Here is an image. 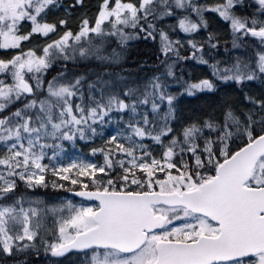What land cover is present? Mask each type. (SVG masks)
<instances>
[{
	"label": "trees",
	"instance_id": "16d2710c",
	"mask_svg": "<svg viewBox=\"0 0 264 264\" xmlns=\"http://www.w3.org/2000/svg\"><path fill=\"white\" fill-rule=\"evenodd\" d=\"M121 1L123 4L133 2ZM95 4V0H54L49 8L42 10L49 13L44 24L54 30L46 38L50 41L48 44L54 42L55 34L59 33L69 34L71 39L68 45L51 49L45 70L39 71L35 80H29L34 94L13 95L0 110L2 129L12 127L15 115L39 121L49 111L57 119L76 106L74 114L83 118L105 107L108 112L115 113L112 119H118L119 124L113 126L127 128L131 134L142 130L152 138L134 140L136 144L141 142L144 146L152 142L157 144L156 147L164 145L172 151L170 165L173 169L169 171L172 176L182 175L185 171L194 173L200 165L203 178L214 174L224 159L222 150L226 149L227 154L232 155L250 141V136L264 133V65L258 62L261 53L248 44V29L253 28L250 20L254 17L248 11L247 3L246 38H243L244 32L241 35L228 33L223 38H207L205 44H198L199 48L171 46L167 37L172 32L166 22L173 16L165 15L158 2L149 8V13L130 22L114 24L108 21L100 33L79 38L85 21L80 16L90 13ZM64 7L70 10L71 20L55 18L64 15ZM55 9L59 11L55 12ZM34 19V23L39 24L40 19ZM16 51L3 49L0 41V60L12 59ZM241 52L245 54L244 59L239 57ZM194 57L196 61L192 59ZM197 68L203 70L201 73L213 90L191 96L183 89L201 81L197 78ZM8 77L0 74V85H9ZM59 84L69 88L73 102L68 106L51 95ZM113 102L117 104L112 106ZM122 103L132 106L134 111L120 112L117 106ZM109 120L103 124L106 132L113 127L108 124ZM72 141L88 155L100 159L105 171L95 179L78 178L73 183L49 168L41 184L33 189L19 179L15 181V188L8 192L0 185V205L14 209L16 212L13 213L20 216L21 222L18 232L12 231L11 213L7 214L5 226L11 246L7 251L0 243V264L67 262L53 259L50 250L60 242V227L72 223L75 215L74 209L64 207L67 201L80 203L68 192L83 189L140 192L150 187L157 189L156 181L164 180V176L153 177L152 172L148 174L152 176L151 181L142 175L128 174L120 166L119 154L114 152L115 142L95 140L90 143L80 138ZM98 144L101 147L93 146ZM2 177L1 174L0 179ZM3 181L14 183L8 174ZM27 222L35 234L32 239L26 237Z\"/></svg>",
	"mask_w": 264,
	"mask_h": 264
},
{
	"label": "rangeland",
	"instance_id": "374dc122",
	"mask_svg": "<svg viewBox=\"0 0 264 264\" xmlns=\"http://www.w3.org/2000/svg\"><path fill=\"white\" fill-rule=\"evenodd\" d=\"M54 0H0V39L3 49H17L14 56L10 60H0V74L9 75L10 84L7 86L0 85V110L5 104L13 98L14 95L25 94L32 96L34 87L29 80H35L39 71L45 70L48 65L47 57L51 49L61 47L69 42L70 36L66 35L54 40V43L48 44L50 41L45 38L51 34L52 28L44 24L47 19L46 13L42 11L51 6ZM156 0H134L132 3L123 4L120 0H95V6L91 7L90 13H82L80 16L85 20V27L82 35L89 33H99L104 23L114 20L116 23L130 22L137 16L145 14L147 7ZM172 2L176 10H188V6L195 3L199 13V6L208 2V0H166ZM244 0H210L209 7L202 11L205 20L204 25L211 34L219 37H225L226 32L231 31L238 34L248 29L247 18L249 15H243L242 20L232 15L233 11L241 14L236 9ZM248 8H257L256 16L251 19L253 28L264 29V0H250ZM184 7V8H180ZM90 8L86 9L88 11ZM85 10V9H84ZM83 10V12H84ZM58 12V9L54 10ZM85 11V12H86ZM61 13V12H59ZM64 15H57V20L64 17L70 19V10L63 8ZM260 13V14H259ZM118 15V17H117ZM117 17V19H114ZM39 18V25L35 24V19ZM225 19V22L222 20ZM71 20V19H70ZM224 22V23H222ZM210 25V28H209ZM167 27H171L173 32L179 37L174 43L190 44L196 37L200 41L204 36V29L196 24L192 19L185 18L174 20L166 23ZM252 29V28H250ZM203 33H201V32ZM243 38L247 35L242 34ZM177 37V38H178ZM201 42V41H200ZM248 44L253 46L258 53L260 65H264V41L250 38ZM262 47V49H259ZM244 59L245 54H239ZM198 78L205 77L202 69L197 68ZM202 72V73H201ZM201 82L189 87L190 95L204 90L211 92L213 90L211 84ZM184 90V89H183ZM40 91V88L37 89ZM51 95L60 101L69 102L68 86L60 84L55 86ZM117 104V103H116ZM112 103V106L116 105ZM158 101L155 102L157 106ZM75 110V107H73ZM70 110L67 115L54 119L53 115L48 111L47 115H43L39 121H32L30 117L22 119L21 116L13 117L12 127L2 129L0 123V185L6 192L15 188L16 180L19 179L30 188H35L41 184L44 179L45 172L51 168L57 175L64 179H71L76 183L78 178H92L105 171L103 163L100 159L95 158L89 153L79 149L72 140L80 138L94 143L95 140H110L115 142L113 148L118 157L121 158L120 166L125 169L128 174L142 175L149 178L164 176V180H157V190L161 192L181 191L183 188L191 189L201 182V166L197 167L194 173L183 172L182 175L172 176L170 165L172 151L164 145L156 147V143L136 144L134 140H151L146 133L141 131L131 134L127 128L113 126L119 122L113 121L111 116L115 113L108 112L105 107L100 112H93L90 115L80 118ZM127 108L122 105L120 111L125 112ZM79 113H82L79 110ZM110 118L108 124L113 127L107 131L103 128V124ZM112 119V120H111ZM7 125L6 123H3ZM87 133V134H86ZM47 140L48 142H46ZM58 143H55V142ZM101 147V144L93 145ZM92 146V148H93ZM222 155L227 158V150H222ZM147 157V160L145 159ZM163 157V158H162ZM217 161V160H216ZM183 168L188 169L183 166ZM150 172L152 176L148 175ZM8 174L13 182L5 183L4 176ZM3 181V182H2ZM2 182V183H1ZM264 182V160L259 164L254 176L252 185L260 186ZM15 184V185H14ZM64 207L74 209L75 215L72 223L67 226H61L59 229V243H66L80 231L88 230L93 226L92 216L98 208L95 204L76 203L67 201ZM14 209L3 207L0 205V243L5 246L6 250H10L11 241L6 231V216L11 213L9 220L12 231L18 232L20 216L16 215ZM169 219L165 230L161 235L193 237V235L201 229L200 225L194 218L176 210H166L164 212ZM199 225V227H198ZM35 234L31 228L26 225V237L34 238ZM57 244V245H58ZM54 245L52 248H55ZM156 259V254L152 248L147 247L143 251L133 256H120L113 251H96L88 256H74L70 261L63 264H152ZM245 264V263H244ZM247 264H264V257L257 258L255 263Z\"/></svg>",
	"mask_w": 264,
	"mask_h": 264
},
{
	"label": "water",
	"instance_id": "95a60500",
	"mask_svg": "<svg viewBox=\"0 0 264 264\" xmlns=\"http://www.w3.org/2000/svg\"><path fill=\"white\" fill-rule=\"evenodd\" d=\"M264 37V30L252 31ZM264 158V135L226 159L215 177L199 189L183 193H121L75 191L69 195L97 203L93 226L70 242L51 251L55 259L92 249L134 253L147 235L162 230L166 218L155 215L153 206L185 208L218 224L217 239L202 237L195 243L161 242L154 264H217L264 254V187L249 188L258 163Z\"/></svg>",
	"mask_w": 264,
	"mask_h": 264
},
{
	"label": "flooded vegetation",
	"instance_id": "af4514ba",
	"mask_svg": "<svg viewBox=\"0 0 264 264\" xmlns=\"http://www.w3.org/2000/svg\"><path fill=\"white\" fill-rule=\"evenodd\" d=\"M214 175H215V172H214L213 175L210 176V178L208 180H211L214 177ZM200 177H201V183H203L204 181H208V180H205V178H203V176H200ZM201 183H200V185H201ZM198 187H194V188H191L189 190H192V189H195V188H198ZM183 191H185V190H181L180 192H183ZM166 210H176V211L182 212V213H184L186 215H189L190 217L194 218V220H196V222H198V224L200 225L201 229H199L193 235V237H183V236H177V235L176 236H174V235L163 236L161 234H162V232L164 230L151 233V234L148 235L146 245L141 250H139L138 252H136L134 254L124 255V256H133V255L143 251L145 248L150 247V248H152L153 252H155L156 259H157V245L160 242L193 243V242L198 241L202 237H207V238H211V239H217L220 236V234H221V230H220L219 225H217L215 222H213L209 218H206V217H204L202 215H195V214H193L191 212H188L184 208L173 209V208H167V207H154V212L156 214L164 215V213H162V212H164ZM165 217L168 219L167 216H165ZM199 225H198V227H199ZM156 259H155V261H156ZM256 259L257 258L251 259L250 261L242 260V261L219 263V264H244V263L247 264V263H255Z\"/></svg>",
	"mask_w": 264,
	"mask_h": 264
}]
</instances>
